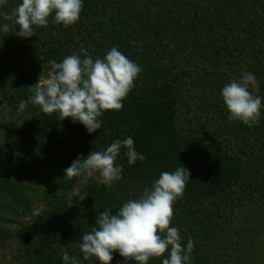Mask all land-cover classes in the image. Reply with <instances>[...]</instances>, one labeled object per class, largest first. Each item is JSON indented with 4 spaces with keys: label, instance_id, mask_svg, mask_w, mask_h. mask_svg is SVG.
Listing matches in <instances>:
<instances>
[{
    "label": "trees",
    "instance_id": "1",
    "mask_svg": "<svg viewBox=\"0 0 264 264\" xmlns=\"http://www.w3.org/2000/svg\"><path fill=\"white\" fill-rule=\"evenodd\" d=\"M106 1L113 5L111 10H106L108 14L101 12L103 0H84L77 23L64 27L53 22V14L48 18L46 27L34 26L35 35L28 38L15 34L19 28L14 19L4 20L0 16V42L9 44V50L16 49L19 57L23 55L21 58L24 61L30 60V68L38 69L40 73L50 72L49 60L62 62L74 51L83 56L81 46L89 49L93 43L98 44L95 41L101 36L99 26L106 21L110 25L107 27L113 31L118 26L121 28L118 35L121 39L112 47L122 48L125 54V51L132 50L135 54L159 57L157 64L166 63L155 69L154 74L160 79L151 85L142 82L138 94L128 93L122 101L121 110L105 111L99 118L102 120L101 129L91 134L86 132L83 124L73 122L71 118L61 121L58 113L47 115L38 105H32L29 100L33 95L30 86L38 83V76L24 65L12 66L15 80L12 79L14 81L10 83L8 91L1 89L14 108L21 100L29 101L25 110L32 115L24 125L1 123L0 127L6 129L4 137L21 136L23 144L27 146L29 138L37 134L42 141L46 140V145L40 148L34 160L28 157V152L21 154L18 164H23L19 170L14 165L6 166L7 174L0 178V220L6 221L11 212H18L13 205L17 199L12 196L16 194L17 198H22L34 191L32 185L18 182V176L26 175L31 167L42 172L49 186L56 173L59 177L58 187L72 192L79 176L69 180L64 177L65 173L57 170L69 167L80 156L86 157L93 150L106 149L115 140L130 136L134 140L135 150L143 157V164H155L160 174L181 166L191 173L183 194L189 202L185 198L182 200L183 204L175 211L170 226L183 228L178 229L184 235L181 243L185 247L188 238L193 239V264H264V109L258 125L249 127L240 121L241 124L234 123L230 128H234V138L238 134L248 139L245 145L248 144L249 160H245L235 150L243 148L234 145L233 150L230 148L232 130L225 132L219 129L217 139L210 136L206 123L196 116V108L193 111L195 116L185 112L174 86L181 78L186 80L197 70L185 58H174L182 49L191 50L190 56H194L199 61L198 65L207 69L204 74L197 70L198 77L203 76L200 81L212 88L217 85V90L230 83L227 81H230V77L227 79V74L217 65L233 63L236 66L243 59L250 60V63H254L252 72L264 79V4L261 5L260 0H147L146 12H140L134 0ZM20 3L22 0H7L6 4L0 6V13L11 14L12 9ZM152 6H156V11L150 15ZM160 10L167 13L171 10L175 15H167ZM151 16H155L154 20ZM3 24L9 25L8 33L2 30ZM147 30L156 41L151 39V43L144 42ZM182 30L183 34L178 36L177 32L181 33ZM136 37L141 40L140 45H129L132 39L137 40ZM124 39H131L127 40V46ZM152 77L149 73L148 81ZM213 95L212 100L216 104L209 109L211 114L220 108V99ZM198 96L202 102L205 95L199 93ZM62 125L67 127V132L61 135L59 130ZM62 146H67L70 152L58 162L64 156ZM126 151V148H121L115 163L122 166L125 181L132 184L134 170L141 168L143 171V167L129 165ZM131 184H126L124 191L117 195L107 185L91 180L84 198L76 206H60L55 187L46 190L51 199L46 214L43 213L32 224H22L13 236L18 244L15 259L20 264H64L60 255L64 250L70 256L77 257L80 264H99L94 257L90 261L83 260L78 247L81 235L91 231L100 212L109 210L116 214L124 202L137 198L130 196ZM13 187L14 194L9 192ZM2 198L7 199L3 201ZM20 207L26 213L31 209L28 200L23 201ZM61 209H65V214L74 221H64L60 216ZM47 225L59 227V233L43 240L36 229L42 232ZM8 238V232L0 228V241L4 243ZM113 257L111 264H125L119 252L113 253ZM163 258H152L148 264H162ZM127 264L134 262L128 261Z\"/></svg>",
    "mask_w": 264,
    "mask_h": 264
},
{
    "label": "clouds",
    "instance_id": "2",
    "mask_svg": "<svg viewBox=\"0 0 264 264\" xmlns=\"http://www.w3.org/2000/svg\"><path fill=\"white\" fill-rule=\"evenodd\" d=\"M6 3L7 0H0V6ZM83 3L84 0H22L11 14L3 12L0 16L4 20L14 19L19 28L15 34L28 38L35 35L34 26L46 27L53 14L54 23L64 27L74 25L80 19ZM2 30L8 33L9 25L3 24ZM80 51L83 56L72 53L59 63L49 60L48 78H40L30 86L33 95L29 100L47 115L58 113L61 121L71 118L83 124L91 134L101 129L99 118L105 111L123 108L122 101L135 86L141 68L117 47H112L103 58H93L83 46ZM258 93V81L250 72L225 84L221 95L229 121L239 120L249 127L258 125L264 109V98ZM28 103L21 100L18 111L23 112ZM122 147L127 149L129 165H134L138 158L143 159L129 136L115 140L106 149L78 157L64 169V177L87 179L98 173L100 182L111 186L122 179L123 168L115 163ZM190 178L191 173L184 166L161 172L151 187L145 188L139 198L124 202L116 214L109 210L100 212L91 231L81 235L78 247L83 260L94 257L99 264H111L113 253L119 252L125 264L128 261L148 264L150 259L161 257H164L162 264H193V239L189 237L185 247L179 229L170 226L174 203L182 198ZM60 255L64 264H80L67 251L62 250Z\"/></svg>",
    "mask_w": 264,
    "mask_h": 264
},
{
    "label": "rangeland",
    "instance_id": "3",
    "mask_svg": "<svg viewBox=\"0 0 264 264\" xmlns=\"http://www.w3.org/2000/svg\"><path fill=\"white\" fill-rule=\"evenodd\" d=\"M146 1L147 0H134L133 2H135L136 4L135 6H138L137 10H139L140 12H146V5H145ZM186 1L188 2V0ZM260 3L261 5H263L264 0H260ZM111 8H113V5H110L106 0H103V7L101 8V12L106 11V10H111ZM155 8L156 6H152L150 8V15H153V13L156 11L154 10ZM147 11L149 10L147 9ZM160 11L167 15H175V12H172L171 10L169 13H167L168 11L167 12H164L162 10ZM106 12L107 14L109 13V11H106ZM111 16L113 15L111 14ZM103 17L106 19L105 16ZM151 17L153 18L152 20H154L155 16H151ZM107 26H110L107 23V21L103 23V25L99 26L101 30V34H100L101 36L95 41L98 44L93 43L94 45L92 47H89V49H86L93 58L97 56L103 58L106 55V53L111 49V47L114 46V44L116 46V44L118 43L117 40L121 39L118 37V35L121 32V28L119 26L114 31L112 29H109ZM183 32L184 30H182L181 33L180 31H178L177 35L181 36ZM135 39L137 40L134 41V39L132 40L124 39L126 40L124 43L125 46H127V43H128L127 40H131L129 42V45H131V43L140 45L141 40L139 41L137 37ZM151 39L156 41L154 36H151L149 34V30H147L145 33L144 42L151 43L152 41ZM8 46L9 44L0 42V52L2 53V56L0 55L1 57L0 59L2 60V64H0V78L2 79V80L0 79V124L1 123L9 124V123L15 122L18 125H24L27 122V120L30 118L32 113H30L27 110L20 112L18 111V107L14 108L13 105H11L10 102L7 101L6 96L4 95L5 91H3L1 88H6V91H8V88L11 87L10 83L15 80V78H13V72L11 69L12 66L18 67V66L24 65L25 68L32 70L31 71L32 74H34L35 76H38V80L40 78L41 79L48 78L49 72L42 71V73H40L38 69H35L33 67L30 68L31 66L30 60L24 61L21 58L23 55L19 57L16 49L13 48L9 50L7 49ZM120 51L122 52L123 49L121 48ZM130 51L131 52L125 51L126 54L123 52L122 53L126 57H128L130 60L137 63L141 68V72L139 73L138 77L135 80V86L129 92V94L134 95V94H138V92L141 91L142 82H147V85H151L152 83L154 84L157 79H160L158 75L154 74L155 69L165 66L166 63L162 62L161 64H157L156 60L159 57H154V56L150 57V55L148 54L146 55L145 54L144 55L135 54L133 53L132 50ZM190 52L191 50L185 51L182 49V52H180L179 55H176L174 58H176V60L177 59L180 60L183 57L188 63H191L190 65H192L194 69L203 71L202 72L203 74L204 72H207V69L205 67H201V65H198L199 61L194 56H190ZM23 53L27 59L25 52ZM72 53H78V52L74 51ZM235 55H236V52L233 53V56ZM253 64L254 63H250V60L243 59L241 62H237L236 66L233 65V63H231V65H226V64H224L223 66L217 65V68L222 69L223 73L227 74L226 75L227 79H228V76L230 77V81L229 80L227 81L231 82L233 80H239L244 72L253 73L252 72L254 68ZM209 66L210 65L206 67H209ZM197 70H194L191 74L189 73L190 76H188V79L184 80L183 78H181V80L177 81L174 85L176 87V95L179 101L182 103L183 106H185V108L183 109H185V112H188L189 114H193L194 108H196L198 111V113H196V116L200 117V121H204L206 123L207 125L206 128L209 130V135L212 137H215L216 139H217V136H220L219 129H223L225 132L232 130V137H231L232 147L230 146L231 150H233V145L238 148L239 147L243 148L240 151L238 149H235V150L239 153L240 157H242L245 160H249L248 144L245 145L248 139L245 138L244 135L240 136L238 134L236 138H234V134H233L234 128L230 129L234 123L235 125H238L241 123H239L240 122L239 120L229 121L228 119L229 113L226 108V105L223 102L222 95H221V91L223 87L217 90V85L215 86V88H212V86L210 85H206V83H204L203 81H200V79L203 76L198 77ZM210 70H215V68L210 69ZM149 73L150 75L152 74L153 77L151 78L152 80L148 81L147 76L149 75ZM253 74L255 75V73ZM173 76L174 75H172V77ZM255 77L259 85L258 94L262 98H264V79L256 75ZM211 79L213 80V77ZM199 93L205 95V97H203L204 99L202 100V102L200 101L201 98L198 96ZM213 94L217 95V97L220 99V103H219L220 108H217L216 110H214L215 112L211 114L209 113V109H213L216 104V102L212 100V97H214ZM262 103H264V99H262ZM37 110L39 111L38 107H37ZM197 120L199 121V119ZM46 127L47 126H45V128ZM226 127H228L229 129ZM66 128L67 127L65 125H62V127L59 130V133L61 135L65 134L67 132ZM5 130L6 129L0 127V151H2L0 152V178L7 174V169H6L7 165H14V168L19 170V168L23 164L21 162L18 164L21 154H23L24 152H28L29 154L28 157L31 160L32 159L34 160L36 159L35 157L38 155L40 148H45V145H46V140L42 141V137H39L37 134H35L33 135V137L29 138L27 146H25L23 144V138L21 136L10 137V138L4 137ZM86 132H88L87 129H86ZM3 144H6V146H3ZM62 148H63L64 156L60 157L58 162H61L62 160H64L66 158V155H68L70 152L69 149H67V146H62ZM30 159H28V161H30ZM135 165L137 168L143 167V171H141V168L134 170L132 174V178H133L132 184L131 182L127 183L125 181V178H126L125 175H122L121 180L115 181L113 182L111 186L107 185V187L110 190L117 193L118 195L120 191L123 192L124 188L127 187L126 184H129V185L131 184L133 185V188L130 189L129 191L130 196L131 197L137 196V198H139V196L142 195L143 190L147 187H151L153 182L159 178L160 170H159V167L156 166L155 164L151 165L146 162L143 164V159H140V160L137 159L134 166ZM64 169L65 167L57 171L64 173ZM18 177H19L18 182L32 185V190L34 191H32L31 195H23L22 198L21 197L17 198L16 194L12 196V197H15V199H17V201H15L13 205L15 204V207L17 208L18 212L17 213L11 212V214H9L10 218L6 221L0 220V228L5 229L9 234V238L4 243L0 241V264H20L15 259L18 244L16 242V239L13 236L17 233V230L23 226L22 224L29 223V222L32 224L37 219H39V217H41L43 213L46 214L45 210L47 209L48 202H51V199L48 197L49 195L47 196V193H45L46 190H50L51 188L55 187L56 192H58L59 194V198L57 199V202L60 204V206H65V205L76 206L84 198L83 196L85 195L87 184L91 180H95L96 182L101 184L99 180V174L94 173L92 177H89L87 179L83 177H79L77 179V182L75 183L74 191L72 192L63 191V189L58 187L59 177L56 173L53 175L52 184L49 186L45 183L44 181L45 177L42 175V172H37V170L33 169L32 167H31V171L28 170L26 175L21 174ZM146 181L148 182L145 183ZM14 189L15 187H13L12 189L10 188L9 192L14 194L15 193ZM37 190H39V192H37ZM184 198L185 196L183 195L182 198H179L174 203V213L177 210V208H180V204H183L182 200ZM6 199L7 198H2L3 201H6ZM26 200H28L31 206V209L27 213L23 210V208L20 207V204H23V201H26ZM185 201L188 203L189 199L185 198ZM60 211H61L60 216L64 219V221L67 220L68 223H71L74 221L72 217H69V215L65 214L66 212L65 209H61ZM62 226L64 227V225ZM176 228L183 230V228H180L178 226ZM58 230H59V227L58 228L52 227L50 225L49 226L47 225L46 228H44L42 232L39 231V229L38 230L36 229V231L39 232V236L43 240L49 239L52 234L59 233ZM179 233L182 234L180 230H179ZM183 236L184 235L182 234L181 240H183Z\"/></svg>",
    "mask_w": 264,
    "mask_h": 264
}]
</instances>
